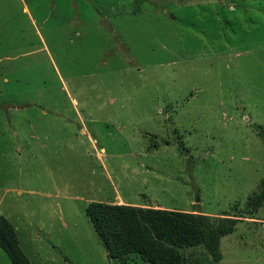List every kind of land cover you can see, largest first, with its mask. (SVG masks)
Returning a JSON list of instances; mask_svg holds the SVG:
<instances>
[{"label":"rangeland","instance_id":"1","mask_svg":"<svg viewBox=\"0 0 264 264\" xmlns=\"http://www.w3.org/2000/svg\"><path fill=\"white\" fill-rule=\"evenodd\" d=\"M258 132L264 0H0V216L28 264H120L92 202L233 218L219 264H264Z\"/></svg>","mask_w":264,"mask_h":264},{"label":"trees","instance_id":"2","mask_svg":"<svg viewBox=\"0 0 264 264\" xmlns=\"http://www.w3.org/2000/svg\"><path fill=\"white\" fill-rule=\"evenodd\" d=\"M258 135L264 147V133L258 132ZM247 204L249 214L264 205V177ZM85 214L107 251V257L120 264L132 255L147 264H189L184 252L197 247H202L209 256L206 264H219L222 258L220 240L233 233L236 223L230 217L210 218L201 214L98 202L89 203ZM0 249L11 264H28L19 249L14 227L3 216H0Z\"/></svg>","mask_w":264,"mask_h":264},{"label":"water","instance_id":"3","mask_svg":"<svg viewBox=\"0 0 264 264\" xmlns=\"http://www.w3.org/2000/svg\"><path fill=\"white\" fill-rule=\"evenodd\" d=\"M196 211H198V208L196 209ZM107 252V251H106Z\"/></svg>","mask_w":264,"mask_h":264},{"label":"crops","instance_id":"4","mask_svg":"<svg viewBox=\"0 0 264 264\" xmlns=\"http://www.w3.org/2000/svg\"><path fill=\"white\" fill-rule=\"evenodd\" d=\"M114 204H118V203H114ZM2 264V263H1Z\"/></svg>","mask_w":264,"mask_h":264}]
</instances>
